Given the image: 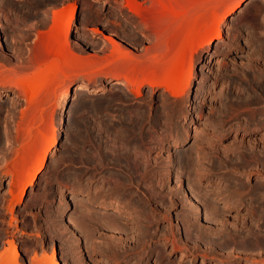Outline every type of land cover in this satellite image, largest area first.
Wrapping results in <instances>:
<instances>
[{
	"label": "rangeland",
	"instance_id": "obj_1",
	"mask_svg": "<svg viewBox=\"0 0 264 264\" xmlns=\"http://www.w3.org/2000/svg\"><path fill=\"white\" fill-rule=\"evenodd\" d=\"M234 1L221 0L208 4L207 1L196 0L193 2L201 3L194 5L192 0H175L177 3L172 2V6L176 7V11L167 15L165 11L169 9V3L163 9L156 6L153 0H136L144 14L150 11L147 13L150 15L148 22L144 23L142 16L126 5L123 6L126 4L125 0H0V70L13 68L25 61L24 59H32L35 66H32L28 75L34 79L49 64L54 66L53 75L49 78L51 84L40 96L36 108L28 109L25 98L13 99L16 89L10 84L0 85V92L9 91V94L0 97V254L5 248L11 250L8 241H13L19 253V264H45L53 248L57 251L60 264H264V223H254L242 197L241 191L244 189L239 190L241 195L238 192L240 182L244 179L249 183L252 178L255 179L252 182L261 180L258 185L261 183L264 186V161L260 159L264 156V0H245L241 8L219 23ZM73 3L77 4V10L65 52L66 60L61 58L57 64L55 61L61 54L58 51L60 44L55 42L53 47V42L44 39L42 34L52 25L51 9H69ZM149 7L156 9L155 12ZM138 19L142 23H138ZM210 22L216 28L213 36L217 34L219 27L223 34L220 39L213 38L210 43H205L202 33ZM145 24L158 28L160 39L150 37ZM90 27L98 28L99 32L92 31ZM110 39L113 42L119 41L126 51V61L141 62L140 67L131 70L133 78H142L145 73L143 66L150 68L156 61L157 65L160 64L159 69L149 71L152 78H157L163 72L164 65L174 60L184 72H191L190 84L176 97L170 95L164 87L154 90L148 83H145L140 98L128 96L125 90L130 89L129 87H112L107 84V79H124L120 73L108 67L113 51V42ZM47 42L52 45H47ZM197 42L205 43L204 47L192 51L191 48ZM156 43H164L162 51H150L149 54L145 52L146 47ZM188 43L191 48L183 49ZM48 46L53 49L49 51ZM62 65L70 73L65 70L69 74L68 78L60 74L66 83L59 84L55 95L53 85L59 81L56 77L59 76ZM80 84L88 86L94 93L80 90L79 95L74 94L75 87ZM246 99L247 103H243ZM54 129L59 135V141L52 148L45 168L38 175L35 185L28 188L23 201L11 206L21 184L17 175L21 173L26 179ZM122 137L128 140H123ZM9 140L12 143L11 148L7 145ZM128 141L130 145L127 144ZM243 142L248 148L250 144V148L255 146L253 149L258 154L256 157L261 155L258 158L262 163L256 162L246 168L242 155L245 147ZM138 143L141 148H137ZM128 150L143 160V172H149L148 175L145 173L143 181L148 176V183H145L150 185L146 186L142 182V186L137 188L133 184L132 190L140 195H143L142 189L157 191L158 202L152 204L156 209L151 214L147 212L149 209L146 206L136 207L129 204L128 195V199L123 195V200L116 195L119 184L114 183V173H118L120 169L125 172L123 164L119 166V159ZM87 152L90 156H85ZM94 154H98L97 159ZM101 155L107 162L102 160ZM186 157H191L187 165L183 162L184 159L188 160ZM93 158L95 161H92ZM19 161L23 168L22 164L18 165ZM155 162L159 163L160 168ZM189 164L194 166L191 165L190 168ZM6 166H18L20 170L15 167L18 173L13 175L5 172ZM155 169L157 170L154 171ZM190 173H195V177L190 176ZM149 174L155 177L152 179ZM158 177L165 179L161 178L162 181ZM11 181H14L13 191L4 195ZM191 184V188H196V195L190 188ZM227 188L231 191L226 190ZM74 190L79 197L84 196L83 199L76 196L73 198L71 191ZM86 193L90 197L94 196V200L96 195V202L87 205L82 203L87 197ZM67 199L70 205L61 213ZM102 200L109 206H123L128 214L116 213L112 207H101L97 202ZM194 201L199 206L197 212L193 209ZM85 206H89V209ZM81 212V215L88 212L87 218L86 213L81 216ZM90 212L95 215L90 214L89 218ZM132 215H136L140 221L136 222ZM206 215L212 219L208 220ZM90 219L92 223H89ZM86 220L88 222L85 223ZM152 226L157 229L155 238L148 234ZM195 226L198 230L193 228ZM210 230L218 231L219 234L212 236ZM254 230L258 231H255L257 234ZM225 231L227 232L224 233ZM231 231L235 232V236ZM193 233L198 234L196 239ZM203 234H207L206 238H203ZM249 234L251 238H248ZM223 236H229L227 240L231 238L237 241L233 243L230 239L227 242ZM139 237L140 240H137ZM249 242L252 245H247ZM142 243L144 247L139 248ZM49 264H53L52 261Z\"/></svg>",
	"mask_w": 264,
	"mask_h": 264
},
{
	"label": "bare ground",
	"instance_id": "obj_2",
	"mask_svg": "<svg viewBox=\"0 0 264 264\" xmlns=\"http://www.w3.org/2000/svg\"><path fill=\"white\" fill-rule=\"evenodd\" d=\"M126 2H124V3H126V4H122L123 6H125L126 5V7H128V8H130V10H132L133 12H135L136 14H138V15H140V16H142V18H144V19H142V18H140V19H142V20H145V22L144 23H147L148 21V18H149V16L147 15V13H148V11H146V13L144 14L142 11H141V9H140V7L137 5V3H136V0H125ZM154 2H155V4H156V6H159V8L161 7V8H165V5H168V3H169V9H167L166 11H165V13L168 15V14H173L176 10H175V8H174V6H172V2H174L173 0H153ZM179 1V0H178ZM190 1V0H189ZM193 1H196V0H192V2ZM198 1H200V0H198ZM206 3H208V4H214V3H217V2H220L221 0H204ZM245 0H235L233 3H232V5L230 6V8L228 9V11L226 12V13H224L223 15H222V18L219 20V23H222V22H224L227 18H228V16L230 15V14H233L234 12H236L237 11V9L243 4V2H244ZM150 3H152V2H150ZM174 3H177V2H174ZM194 3V2H193ZM196 3V2H195ZM195 3H194V5H195ZM198 3H201V2H198ZM198 3H196V4H198ZM71 5V4H70ZM139 5H141V4H139ZM153 5V4H152ZM176 5V4H175ZM190 5V4H189ZM151 6V5H150ZM151 7H153L154 8V6H151ZM123 8V7H122ZM150 8V7H149ZM153 8H150V9H152L153 10ZM241 8V7H240ZM76 10H77V4L76 3H73L72 5H71V7L69 8V9H51V11H52V14H53V18H52V25H50V29L46 32V33H43L42 35L44 36V39H46V40H48L49 42H53V47H54V43L55 42H58L59 44H60V49H58V51H59V53L61 52V54H60V57L59 58H57L56 60L57 61H55L56 63L59 61V59H60V61H61V58L63 59V60H66V59H64V58H66L65 56H66V54H65V52H66V50H67V47H68V45H69V35H70V31H71V27L73 26L72 24H73V22H74V20H75V13H76ZM145 10V9H144ZM156 10V9H155ZM155 10H153V12H155ZM131 11V12H132ZM158 12V11H157ZM149 13H150V11H149ZM148 13V14H149ZM155 15H156V13H155ZM154 15V16H155ZM152 16V15H151ZM163 17V16H162ZM155 19V18H154ZM38 20V19H37ZM139 19H138V23H139ZM137 22V21H136ZM141 22V21H140ZM142 23V22H141ZM211 23V22H210ZM209 23V25H207V27L205 28V30H204V32L202 33V35H203V37H205V39H206V41H204L205 43H210V41H212V39L213 38H216V39H220L221 37H222V29L219 27L218 29H217V34L215 35V36H213L212 35V33H213V30H214V28H215V24H213V23H211L210 24ZM149 24V23H148ZM138 25V24H137ZM140 25V24H139ZM145 26H146V24H145ZM90 29L92 30V31H94V32H99V30H98V28L96 29V28H94V27H90ZM216 29V28H215ZM146 30H148L149 32V36L150 37H158V39H160V31H159V29L158 28H151V27H149L148 25L146 26ZM41 33V32H40ZM144 36V35H143ZM202 37V38H203ZM125 38V37H124ZM147 38V37H146ZM111 40V39H110ZM115 40V39H114ZM126 40H128L127 38H126ZM157 40V39H156ZM214 40V39H213ZM112 41V40H111ZM49 42H47V45H52L51 43H49ZM113 42V41H112ZM119 42V41H118ZM117 42V40H116V42H113V51H112V57H111V59H110V61H109V66L108 67H110L111 68V70H113V71H116V72H118V73H120L123 77H124V79L123 80H121V79H107L108 80V82H107V84H110L112 87H118V86H123V87H125V88H127V87H129L130 89H128V90H125V93L128 95V96H133L134 98H140L141 97V95L143 94V92H144V87H145V83H148L154 90L155 89H157V88H160V87H164V89L166 90V91H168V92H170L171 94L170 95H172V96H179L182 92H183V90H184V88L185 87H187L189 84H190V82H191V78H192V74H191V72L189 71V72H184V70H182V68H180V67H178L177 66V64H176V62L173 60H171L170 61V64L168 63V64H166L168 67H166V65H164V67H163V72L162 73H160V75L157 77V78H152L151 77V73H150V71H149V69L151 70H157V69H159V67H160V64L158 63V65H157V61H156V64H154V66H152V67H146L145 65L143 66L144 67V69H145V73L143 74V77L142 78H139V77H135V78H133L132 77V74H131V70H133L134 68L136 69V68H138V67H140L141 66V62H135L134 60H132V61H126L125 60V56H127V54H126V51H124V49L122 48V46H121V44H119ZM160 42V41H159ZM159 42H157V43H159ZM49 43V44H48ZM156 43V45H149L148 47H146V49H145V52L146 53H148V52H153V51H159L160 52V50L161 49H163L164 48V43H163V45L160 43V44H157ZM205 43H203V42H197V44L194 46V47H192L191 48V46L189 45V43H188V45H185L184 47H182L183 49H186V50H189L190 48L192 49V51H197L198 49H199V47H201V46H203V44H205ZM46 44V43H45ZM212 44V43H211ZM208 45V44H207ZM50 46H48V47H50ZM56 46V45H55ZM204 47V46H203ZM49 51L51 50V49H53L52 47H50V49L49 48H47ZM47 50V51H48ZM57 50V49H56ZM61 50V51H60ZM162 51V50H161ZM53 52V51H52ZM51 52V53H52ZM49 53V52H48ZM58 53V54H59ZM145 53V54H146ZM40 54V53H39ZM38 54V55H39ZM46 54V53H45ZM54 54V53H53ZM129 54V53H128ZM149 54V53H148ZM139 56H140V54H139ZM145 56V55H144ZM156 56V55H155ZM160 56V55H159ZM158 56V57H159ZM41 57V56H40ZM167 57V56H166ZM53 59V58H52ZM156 59H158V58H156ZM25 61H22V62H20L18 65H16V66H14L13 68H10V69H7V70H0V85H4V84H10V86H12V87H14L15 89H16V91H14V96H13V99H19L20 97H22V98H25L26 99V101H27V108L28 109H33V108H36L37 107V105H38V102H39V99H40V96L44 93V91L47 89V88H49L48 86L51 84L50 83V77L53 75L52 74V69H53V65L51 64H49L46 68H44L42 71H40V73L38 74V76L36 77V78H34V79H31L30 78V76L28 75V72H29V70L32 68V66L34 65V60H32V59H30V60H26V59H24ZM152 60V59H151ZM49 63V62H48ZM62 63V62H61ZM60 63V64H61ZM68 63V62H67ZM151 63H153V62H151ZM161 63V62H160ZM58 64V63H57ZM72 64V63H71ZM12 65V64H11ZM46 65V64H45ZM70 65V64H69ZM73 65V64H72ZM35 66V65H34ZM59 66V65H58ZM63 66V65H62ZM61 66V67H62ZM157 66V67H156ZM37 67V66H36ZM65 67H67V66H65ZM166 67V68H165ZM1 68V67H0ZM56 69V68H55ZM57 69H58V67H57ZM61 69V71H60V73H59V76H57L56 77V79L58 78V83H54V85H53V92H54V94L56 95L57 94V91L59 90V84L61 83V84H63L64 85V83H66L65 82V79H62V75H60V74H63L64 75V77L66 76L67 78H68V76H69V74L67 73V69L66 68H64V66H63V68H60ZM162 69V68H161ZM65 70H67V71H65ZM58 71V70H57ZM55 72V71H54ZM69 72V71H68ZM70 73V72H69ZM152 73H153V71H152ZM57 75H58V72L56 73ZM56 76V75H55ZM258 80V79H257ZM259 80H260V78H259ZM264 80V79H263ZM53 82V81H52ZM248 82V81H247ZM261 82V81H260ZM259 81H258V83H260ZM257 83V84H258ZM262 83V82H261ZM256 84V85H257ZM263 84H264V81H263ZM62 85V86H63ZM253 85H255V84H253ZM255 85V87H260V86H256ZM260 85V84H259ZM109 86V85H108ZM90 87V86H89ZM122 87V88H123ZM76 89H75V93L74 94H76V95H79L80 94V90H84V91H86L87 93L89 92V93H91V92H93V90H91V88H88V86H83L82 84H80V85H78L77 87H75ZM197 89V88H196ZM254 89V88H253ZM260 89V88H259ZM262 89H264V88H262ZM241 90V89H240ZM245 90V89H244ZM261 90V89H260ZM98 91V90H97ZM94 93V92H93ZM257 93V92H256ZM7 94H9V91L8 90H3V91H1L0 92V97H3V96H6ZM60 94V93H59ZM255 94V93H254ZM259 94V93H258ZM257 95V94H256ZM262 95V94H261ZM66 96H67V93L65 94V96H64V98H66ZM263 97H264V95H263ZM243 98V97H242ZM256 98H257V96H256ZM262 98V97H261ZM234 99V98H233ZM249 99V98H248ZM258 99V98H257ZM264 99V98H263ZM135 100V99H134ZM242 101H244L243 99H241ZM259 100V99H258ZM15 101V100H14ZM139 101V100H138ZM250 101V99L248 100V102ZM62 102H64V101H62ZM241 102V101H240ZM243 103H247V99H246V102H243ZM252 107V106H251ZM73 109H75V108H73ZM66 111V110H65ZM243 111V110H242ZM129 114V113H128ZM137 114V113H136ZM257 114V113H256ZM125 115V114H124ZM127 115V114H126ZM134 115V114H133ZM133 115H131V117L133 116ZM255 115V114H254ZM129 116V115H128ZM128 116H127V118H128ZM138 116V115H137ZM123 117V116H122ZM134 117V116H133ZM132 117V118H133ZM135 117H136V115H135ZM140 117V116H139ZM230 117V116H229ZM254 117V116H253ZM259 117V116H258ZM58 118H59V116H58ZM127 118H123L124 120H127ZM256 118V117H255ZM66 119V118H65ZM262 119V118H261ZM58 120V119H57ZM131 121H133L132 119H130ZM137 120H138V118H137ZM135 121H136V119H135ZM246 121V120H245ZM255 121V120H254ZM257 121V120H256ZM145 122V121H144ZM122 123V122H121ZM124 123V122H123ZM128 123V122H127ZM131 123H133V122H131ZM125 124V123H124ZM137 124V123H136ZM136 124H135V122H134V125H135V128H136ZM141 124V123H140ZM145 124V123H144ZM263 124V123H262ZM127 125V124H126ZM129 125V124H128ZM133 127H134V125L133 124H131ZM122 126V125H121ZM131 126V127H132ZM129 127V126H128ZM139 128V127H138ZM138 128H136V129H138ZM126 130H128L129 128H125ZM133 129H131V131H132ZM138 131V130H137ZM139 131H140V129H139ZM52 132V131H51ZM128 132H130V131H128ZM133 132V131H132ZM132 132L130 133V134H132ZM136 132V131H135ZM149 132V131H148ZM121 133V132H120ZM125 133H126V131H124V135H125ZM142 133V132H141ZM144 133V132H143ZM127 134H129V133H127ZM129 134V135H130ZM135 134V133H134ZM40 135H41V133H40ZM51 136H49L50 138H48L47 139V141H46V144L42 147V150H41V153H40V155H39V157H38V160H37V163H36V165H34V167L30 170V172L28 173V175H27V177H26V179L24 178V176L23 175H21V173H20V175H17V177H18V179H19V181H20V183L21 184H19L20 186V188H19V190H18V192L16 193V200L15 201H12L11 202V206H15V205H17V204H20L22 201H23V199H24V196L26 195V193H27V191H28V188L30 187V186H34L35 185V183H36V180H37V178H38V175L42 172V170L45 168V166H46V163H47V161H48V158H49V156H50V153H51V150H52V148L56 145V144H58V141H59V135L56 133V131H55V129L53 130V134H50ZM41 136H43V134L41 135ZM125 136H127V135H125ZM124 136V137H125ZM39 137V136H38ZM124 137H122L123 138V140H128L127 138H128V136H127V138L126 139H124ZM146 137H147V135H146ZM261 137V136H260ZM137 138H139V137H137ZM144 140H145V138H143ZM139 140V139H138ZM143 140V141H144ZM252 140V139H251ZM132 141H133V138H132ZM254 141H256V140H254ZM130 141H128L127 142V144L129 143ZM145 142H146V140H145ZM122 143H124V142H122ZM133 143H135V142H133ZM148 143V142H147ZM124 144H126V143H124ZM139 144V147H137V148H141L140 146V143H138ZM235 144V143H234ZM255 144V143H254ZM7 145H8V148L10 147L11 148V146H12V143H11V141L9 140L8 142H7ZM120 145V144H119ZM128 145H130V144H128ZM237 145V144H236ZM241 145V144H240ZM240 145H238L239 146V148H240ZM242 145H244V142H243V144ZM246 145V144H245ZM244 145V146H245ZM253 145V144H252ZM122 146V145H121ZM120 146V147H121ZM138 146V145H137ZM232 146V145H231ZM244 146H242V147H244ZM250 146H251V144H250ZM250 146H249V148H248V146H245L244 147V149H243V153H242V155H243V157H244V159H245V166H246V168L247 167H249V166H253L256 162H258V163H262L260 160H259V158L258 157H260V156H258V157H256L257 155L255 154L256 152H255V149H253L254 147L252 146L251 148H250ZM117 147V146H116ZM126 147H128L127 145H126ZM125 147V148H126ZM133 147V146H132ZM122 148V147H121ZM137 148H135L136 150H137ZM235 148L237 149L238 147L237 146H235ZM261 148V147H260ZM40 149V148H39ZM117 149V148H116ZM128 149V148H127ZM126 149V150H127ZM134 148H132V150H133ZM134 149V150H135ZM144 149V148H143ZM228 149H229V147H228ZM235 149V150H236ZM99 150V149H98ZM119 150H120V148H119ZM121 150H124V149H121ZM142 150V149H141ZM140 150V151H141ZM226 150V149H225ZM238 150V149H237ZM85 151V150H84ZM129 152H127V151H125V152H127V153H122V154H125V155H123V157H121L120 159H119V161H120V165L119 164H117V165H119V166H121V164H123V166L125 167H123L124 169H125V172H121L122 171V169H120L119 170V172L118 173H114V175H115V178H114V183L115 184H119V189H118V192L116 193V195L118 196V198L121 200L122 198V196L123 195H126V197H127V195L129 196V201H128V203L130 204V203H132V205L133 206H136V207H140V206H143V207H145L146 206V208H148L149 209V211H147V212H149L150 214L151 213H153V210H154V208L156 209V206L153 208V206L155 205V203H156V201H157V198H158V195H157V191H154V189H152V188H148V189H152L151 191H149V190H145V189H142V192H141V194L143 193V195H140V193L138 194L137 192H135V191H133L132 190V185L133 184H135L136 185V187L138 188V187H140V186H142L141 184H142V182L143 183H145V182H147L148 180H146L147 178H149L148 176H147V178L145 179V182L143 181L144 180V177H145V173H146V175H148V173L149 172H147V171H145V173L143 172V170L145 169L144 168V162H143V160L141 159V158H138V157H135L134 155H133V153L130 151V150H128ZM257 151V150H256ZM106 153H107V151H105ZM112 151H110V153H111ZM119 152V151H118ZM138 152V151H137ZM136 152V153H137ZM236 152V151H235ZM240 152V151H239ZM84 153V152H83ZM82 153V154H83ZM109 153V152H108ZM107 153V154H108ZM88 154V152L85 154V156ZM91 154H93V153H91ZM101 154V153H100ZM103 154H104V152H103ZM120 154H121V152H120ZM141 154V153H140ZM241 154V153H240ZM89 155V154H88ZM94 155H96L95 157H94ZM94 155H92L95 159H97V155L98 154H94ZM106 155V154H105ZM111 155V154H110ZM138 155V154H137ZM143 155V154H142ZM192 155V154H191ZM190 155V156H191ZM225 155V154H224ZM230 155V154H229ZM84 156V157H85ZM90 156V155H89ZM91 156V157H92ZM102 156L103 155H101V158H102ZM109 156V155H108ZM141 156V155H140ZM187 156V155H186ZM238 156H240V155H238ZM100 157V156H99ZM98 157V158H99ZM105 157V156H104ZM145 157V156H144ZM143 157V158H144ZM196 157V156H195ZM262 157H264V156H261L260 157V159H263L262 161H264V158H262ZM87 158V157H86ZM94 158H93V160L92 161H95L94 160ZM115 158V157H114ZM116 158H118V156H116ZM115 158V159H116ZM187 159V161H184L183 160V162L185 163L186 162V165H187V162L189 163V160L191 161V157L190 158H188V157H186ZM88 159V158H87ZM25 160V159H24ZM90 160V159H89ZM90 160V161H91ZM102 160L104 161V162H107V161H105L103 158H102ZM107 160V159H106ZM109 160V159H108ZM148 160H149V158H148ZM194 160V159H193ZM192 160V161H193ZM222 160V159H221ZM234 160V159H233ZM239 160V159H238ZM242 160V159H241ZM110 161V160H109ZM147 161V160H146ZM156 161V160H155ZM235 161V160H234ZM22 162V161H21ZM98 162V161H97ZM104 162H103V164H104ZM112 162V161H111ZM150 162H151V160H150ZM158 162V161H157ZM195 162V161H194ZM19 163H20V161L18 162V165H19ZM96 163V162H95ZM102 163V162H101ZM109 163V162H108ZM156 163V162H155ZM155 163H154V165H155ZM166 163V162H165ZM192 163V162H191ZM222 163V162H221ZM22 164V163H21ZM20 164V165H21ZM98 165L100 164V162L99 163H97ZM111 164V163H110ZM112 164H114V163H112ZM153 164V163H152ZM157 164V163H156ZM159 164V163H158ZM157 164V165H158ZM168 164V163H167ZM19 165V166H20ZM95 165V164H94ZM184 166L185 168L187 167V166ZM191 165H193V164H189L188 166L191 168ZM262 165H264V164H262ZM32 166V165H31ZM101 166H102V164H101ZM107 166V165H106ZM108 166H110V165H108ZM113 166V165H112ZM153 166V165H152ZM160 165H158V168H160L159 167ZM194 166V165H193ZM192 166V167H193ZM16 167V166H15ZM15 167H12V168H10L9 166H6V170H5V172H7V173H11V174H13V175H16L18 172H17V168L20 170V168L17 166L16 167V169H15ZM103 167V166H102ZM118 167V166H117ZM145 167H146V165H145ZM165 167V166H164ZM234 167V166H233ZM257 167V166H256ZM261 167V166H260ZM22 168H23V164H22ZM97 169L99 168V167H96ZM107 168V167H106ZM154 168H157V167H154ZM194 168V167H193ZM204 168V167H203ZM103 169V168H102ZM117 169V168H116ZM164 169V168H163ZM169 169V168H168ZM189 169V168H188ZM252 169H254V168H252ZM252 169H250V170H252ZM257 169V168H256ZM23 170V169H22ZM157 169H155L154 171H156ZM161 170V169H160ZM187 170V169H186ZM223 170V169H222ZM248 170V169H247ZM24 171V170H23ZM115 171V170H114ZM117 171V170H116ZM163 171V170H162ZM169 171V170H168ZM189 171V170H188ZM188 171L186 172V173H188ZM193 171H194V169H193ZM192 171V172H193ZM199 171V170H198ZM203 171V170H202ZM235 171H237V170H235ZM263 171V170H262ZM22 172V171H21ZM110 172V171H109ZM152 172V171H151ZM150 172V173H151ZM170 172V171H169ZM173 172V171H172ZM205 172H206V170H205ZM246 172V171H245ZM244 172V173H245ZM249 172V171H248ZM251 172V171H250ZM249 172V173H250ZM112 173V172H111ZM158 173V172H157ZM160 173V172H159ZM163 173V172H162ZM162 173H160V174H162ZM176 173V172H175ZM203 173V172H202ZM242 173H243V171H242ZM241 173V174H242ZM152 174V173H151ZM156 174V173H155ZM171 174V173H170ZM240 174V175H241ZM248 174V173H247ZM110 176H112L113 175V173H112V175L111 174H109ZM113 175V176H114ZM180 175V174H179ZM178 175V176H179ZM190 176H192V175H194V177H195V173L194 174H192L191 175V173L189 174ZM189 175H187V176H189ZM223 175V174H222ZM239 175V176H240ZM149 176L152 178L153 176H151L150 174H149ZM162 176V175H161ZM177 176V177H178ZM185 176H186V174H185ZM184 176V177H185ZM189 176V177H190ZM243 176V175H242ZM247 176V175H246ZM16 177V178H17ZM155 177V176H154ZM153 177V178H154ZM166 177V176H165ZM165 177L164 178H162V179H165ZM193 177V178H194ZM198 177V176H197ZM231 177H233V176H231ZM152 178V179H153ZM158 178H160V177H158ZM160 178V179H161ZM188 178V177H187ZM238 178V177H237ZM252 178V177H251ZM260 178V177H259ZM18 179H17V181H18ZM161 179V180H162ZM189 179V178H188ZM197 179H199V178H197ZM222 179V178H221ZM231 179V178H230ZM239 179V178H238ZM253 179V178H252ZM252 179H251V182L249 183V181L247 180H243V181H241V178H240V187H239V189H238V192H240L239 190H242V189H244V190H242L241 192H242V197H243V199H244V202H245V204L247 205V207H248V209L250 210V215H251V217H252V219H253V221H254V223L255 222H261L262 221V223H264V186L263 185H261V183L258 185V183L261 181H255V182H252ZM160 180V181H161ZM253 180H255V179H253ZM18 181V182H19ZM163 181V180H162ZM195 181V180H194ZM226 181V180H225ZM228 181H232V180H228ZM237 181V180H236ZM102 182H104V181H102ZM150 182V181H149ZM153 182H155V181H153ZM164 182H166V181H164ZM188 183H189V180L187 181ZM192 182H193V180H192ZM196 182V181H195ZM194 182V183H195ZM233 182V181H232ZM237 182H239V181H237ZM106 183V182H105ZM114 183H113V185H114ZM148 183V182H147ZM162 183V182H161ZM187 183V184H188ZM191 183V182H190ZM198 183V182H197ZM231 183V182H230ZM235 183V182H234ZM146 184V183H145ZM145 184H143V185H145ZM153 184H155V183H153ZM157 184H158V181H157ZM220 184V183H219ZM236 184V183H235ZM238 184V183H237ZM236 184V185H237ZM263 184V183H262ZM104 185H106V184H104ZM148 184H146V186H147ZM150 185V184H149ZM148 185V186H149ZM159 185V184H158ZM193 185H196V184H193ZM216 185V184H215ZM225 185V184H224ZM230 185V184H229ZM102 187H103V185H101ZM117 186V185H116ZM169 186V185H168ZM188 186H189V184H188ZM191 186H192V184L190 185V188H191ZM13 187H14V181H11V182H9L8 183V186H7V189H6V191L4 192V195H7V194H10L12 191H13ZM99 187V186H98ZM98 187H95V188H98ZM109 187V186H108ZM114 187V186H113ZM113 187H112V189H113ZM135 187V186H134ZM151 187V186H150ZM193 187V186H192ZM197 190H198V184H197ZM232 187V186H231ZM238 187V186H237ZM236 187V188H237ZM101 188V187H100ZM111 188V187H110ZM159 188V187H158ZM161 188V187H160ZM214 188V187H213ZM228 188H229V186H228ZM226 189V190H229V191H231L230 189ZM241 188V189H240ZM114 189H115V187H114ZM140 189V188H139ZM191 189H193V188H191ZM194 189H196V188H194ZM193 189V190H194ZM223 189V188H222ZM231 189H233V188H231ZM84 190V189H83ZM89 190V189H88ZM105 190V189H104ZM106 190H108V189H106ZM157 190V189H156ZM160 191H161V189H159ZM189 190V189H188ZM201 190V189H200ZM200 190H199V192H200ZM211 190V189H210ZM115 191H116V189H115ZM204 191V190H203ZM225 191V190H224ZM233 191V190H232ZM72 192V194H73V198H75V196L77 197V198H81V197H79V195H77L78 194V192L77 191H71ZM86 192V191H85ZM97 192H99V191H97ZM144 192L146 193L145 195H144ZM193 192V194H195L196 195V190H194V191H192ZM192 192H190V194L192 193ZM216 192V191H215ZM237 192V193H238ZM241 192H240V195H241ZM80 193H82V192H80ZM158 193H160L159 191H158ZM174 193V192H173ZM204 193V192H203ZM205 193H207V192H205ZM95 194V193H94ZM110 194V193H109ZM160 194H162V192L160 193ZM163 194H165V195H167L166 193H163ZM222 194V193H221ZM239 194V193H238ZM86 195H87V197H85V199L82 201V203H85L86 205L87 204H91V203H93V202H96L95 200H97L96 199V195H95V200L94 199H92V197H94V196H92V197H90L91 195H88L87 193H86ZM105 195V194H104ZM107 195V194H106ZM116 195H114V196H116ZM208 195V194H207ZM210 195V194H209ZM216 195V194H215ZM219 195V194H218ZM230 195V194H229ZM235 195H236V192H235ZM239 195V196H240ZM113 196V195H112ZM160 196H162V195H160ZM164 196V195H163ZM190 196V195H189ZM200 196V195H199ZM84 197V196H83ZM83 197L81 198V199H83ZM172 197V196H171ZM177 197V196H176ZM179 197V196H178ZM192 197V196H191ZM193 197H194V195H193ZM210 197V196H209ZM212 197V196H211ZM218 197V196H217ZM223 197V196H222ZM227 197V196H226ZM105 198V197H104ZM109 198H110V196H109ZM159 198H161V197H159ZM164 198H165V196H164ZM190 197H188V199H189ZM208 198V197H207ZM216 198V197H215ZM225 198V197H224ZM228 198V197H227ZM235 198H237V197H235ZM113 199V198H112ZM126 199V198H125ZM127 199H128V197H127ZM126 199V200H127ZM162 199H163V197H162ZM172 199H173V197H172ZM205 199H206V197H205ZM222 199V198H221ZM234 199V198H233ZM239 199V198H238ZM238 199H236V200H238ZM242 199V198H241ZM123 200V199H122ZM159 200H161V199H159ZM163 200H165V199H163ZM174 200V199H173ZM180 200V199H179ZM179 200H178V202H179ZM213 200V199H212ZM169 201V200H168ZM185 201V200H184ZM190 201V200H189ZM192 201V200H191ZM201 201V200H200ZM204 201V200H203ZM209 201V200H208ZM207 201V202H208ZM214 201V200H213ZM228 201V200H227ZM111 202H112V200H111ZM158 202V201H157ZM162 202V201H161ZM166 202V201H165ZM233 202H237V201H233ZM98 204H100V205H102L101 207H112L113 209H114V211L116 212V213H120V214H128V210H125L124 208H123V206H121V205H114V206H109V205H107V203L105 202V200H102V201H100V202H97ZM110 203V202H109ZM117 203H119V202H117ZM172 203V202H171ZM206 203V202H205ZM96 204V203H95ZM152 204H154L153 206H152ZM175 204V203H174ZM173 204V205H174ZM203 204V203H202ZM208 204V203H207ZM224 204V203H223ZM227 204H229V203H227ZM69 205H70V201H69V199H67L66 201H65V203H64V205H63V207H62V211H61V213H64L65 211H66V209L69 207ZM84 205V204H83ZM112 205V204H111ZM127 205V204H126ZM191 205H192V203H191ZM230 205V204H229ZM232 205V204H231ZM230 205V206H231ZM157 206H161V205H157ZM163 206H164V203H163ZM166 206V205H165ZM170 206V205H169ZM214 206H215V204H214ZM217 206V205H216ZM215 206V207H216ZM224 206V205H223ZM227 206V205H226ZM86 208H88L87 206H85ZM135 207V208H136ZM210 207V206H209ZM222 207V206H221ZM229 207V206H228ZM227 207V208H228ZM161 207H159V209H160ZM164 208V207H163ZM162 208V209H163ZM169 208V207H168ZM211 208V207H210ZM218 208V207H217ZM89 209V208H88ZM103 209V208H102ZM128 209V208H127ZM158 209V210H159ZM193 209L197 212L198 210H199V206H198V204H197V202L196 201H194L193 202ZM192 209V210H193ZM206 209H208V208H206ZM225 209V208H224ZM247 209V210H248ZM87 210V209H86ZM133 210V209H132ZM161 210V209H160ZM164 210V209H163ZM165 210H168L169 211V209H165ZM213 210V209H212ZM217 210V209H216ZM221 209H219V211H220ZM226 210H228V209H226ZM84 211V210H83ZM87 211H90V210H87ZM92 211V210H91ZM134 211V210H133ZM156 211V210H155ZM215 211V210H214ZM222 211V210H221ZM132 212V211H131ZM135 212V211H134ZM137 212V211H136ZM135 212V213H136ZM159 212V211H158ZM161 212V211H160ZM166 212V211H165ZM206 212V211H205ZM248 212V211H247ZM85 213L86 212H84V214L83 215H85ZM139 213V212H138ZM168 213V212H167ZM200 213V212H199ZM209 213V215H210V212H208ZM211 213H212V211H211ZM216 213V212H215ZM215 213H213V215L215 214ZM221 213V212H220ZM246 213V212H245ZM245 213H244V216H245ZM82 214V212L80 213V215ZM87 214H88V212L86 213V218H87ZM90 214H91V212L89 213V215H88V217L90 216ZM114 214V213H113ZM133 214V213H132ZM141 213H139V215H140ZM158 214V213H157ZM186 214V213H185ZM197 214V213H196ZM195 214V215H196ZM206 214V213H205ZM217 214V213H216ZM223 214H225V212L223 213ZM83 215H81V216H83ZM91 215H93V214H91ZM95 215V214H94ZM93 215V216H94ZM146 215V214H145ZM153 216H155V214H152ZM163 215H164V213H163ZM191 215V214H190ZM209 215H206V218L208 219V220H210V219H212L211 217L213 216L212 214H211V217H209ZM80 216V217H81ZM115 216H117L116 214H115ZM114 216V217H115ZM128 216V215H127ZM169 216V215H168ZM220 216H221V214H220ZM234 216V215H233ZM91 217V216H90ZM89 217V218H90ZM97 217V216H96ZM132 217L134 218V220L136 221V222H139L140 221V219L136 216V215H132ZM161 217V216H160ZM159 217V218H160ZM189 217V216H188ZM187 217V218H188ZM218 217V216H217ZM226 217H227V214H226ZM226 217H224V218H226ZM150 218V217H149ZM221 218H222V216H221ZM243 218V217H242ZM242 218H241V220H242ZM84 219H85V216H84ZM84 219L82 220L81 218H80V220H82V222H84ZM93 219V218H92ZM115 220H116V218H114ZM119 219H121L120 217H119ZM119 219H118V221H119ZM151 219V218H150ZM166 219V218H165ZM196 219V218H195ZM216 219V218H215ZM218 219H220V217L218 218ZM88 220V219H87ZM85 221V223L86 222H88V221ZM115 220H113L114 222H115ZM123 220V219H122ZM130 220V219H129ZM148 220V219H147ZM154 220V219H153ZM169 220H170V218H169ZM188 220V219H187ZM186 220V221H187ZM190 220V219H189ZM193 220V219H192ZM243 220H244V218H243ZM89 221H91V219L89 220ZM127 221V220H126ZM183 221V220H182ZM215 221V220H214ZM252 221V222H253ZM136 222L134 223V222H132V223H134V224H136ZM220 222V221H219ZM251 222V221H250ZM251 222V223H252ZM89 223H92V221L91 222H89ZM93 223H95L94 222V220H93ZM128 223V222H127ZM155 222H153V224H154ZM157 223V222H156ZM192 223V222H191ZM213 223V222H212ZM215 223V222H214ZM242 223V222H241ZM116 224V223H115ZM138 224V223H137ZM150 224H152V223H150ZM149 224V225H150ZM219 224V223H218ZM217 224V225H218ZM253 224V223H252ZM118 225H119V223H118ZM156 225V224H155ZM155 225H153V226H155ZM195 225V224H194ZM193 225V226H194ZM229 225V224H228ZM243 225V224H242ZM255 225V224H254ZM258 225V224H257ZM261 225V224H260ZM260 225H259V227H260ZM151 226V225H150ZM152 226V227H153ZM230 226H232V225H230ZM234 226H235V224H234ZM233 226V227H234ZM245 226V225H244ZM137 227H138V225H137ZM149 227V226H148ZM197 226H195V227H193V228H196ZM251 227V226H250ZM249 227V228H250ZM258 227V228H259ZM264 227V226H263ZM119 228H121V226H119ZM188 228H189V226H188ZM190 228H191V226H190ZM222 228V227H221ZM230 228V227H229ZM235 228V227H234ZM233 228V229H234ZM256 228V227H255ZM255 228H253V229H255ZM93 229V228H92ZM227 229V228H226ZM232 229V228H231ZM257 229V228H256ZM262 229V227H260V230ZM137 230H138V228H137ZM141 230V229H140ZM161 230V229H160ZM164 229L162 228V231H163ZM196 230H198L197 228H196ZM220 230V229H219ZM228 230H230V229H228ZM243 230V229H242ZM250 230V229H249ZM248 230V232L250 233V231ZM258 230V229H257ZM259 230V231H260ZM262 230H264V229H262ZM123 230H121V232H122ZM192 231V230H191ZM195 230H193V232H194ZM200 231V230H199ZM221 231H223V230H221ZM256 230H254V232H255ZM156 232H157V229L156 228H151L150 230H149V236H151V237H153L155 234H156ZM203 232V231H202ZM227 231H225L224 233H226ZM232 232V231H231ZM234 232V231H233ZM233 232H232V234H233ZM254 232H252L253 233V235L256 233V232H258V231H256L255 233ZM134 233V232H133ZM137 233V232H136ZM136 233H135V235H136ZM196 233V232H195ZM195 233H193V236L195 237V239L198 237ZM199 233V232H198ZM210 233H211V235L212 236H215V235H218L219 234V232L218 231H213V230H210ZM220 233H223V232H220ZM223 233V234H224ZM235 233V232H234ZM264 232L262 231V234H263ZM222 234V235H223ZM231 234V235H232ZM238 234V233H237ZM257 234V233H256ZM261 233H259V235H260ZM141 235V234H140ZM160 235H162V234H160ZM200 236H201V233L199 234ZM204 235V234H203ZM221 235V234H220ZM221 235V236H222ZM229 235H230V232H229ZM234 235V234H233ZM251 234H249V236H250ZM264 235V234H263ZM134 236V235H133ZM167 236V235H166ZM205 236V235H204ZM206 236H207V234H206ZM206 236L205 237H203V238H206ZM235 236V235H234ZM242 236V235H241ZM241 236H238V237H240L241 238ZM261 236V235H260ZM164 237V236H163ZM229 237V236H228ZM227 237V238H228ZM237 237V238H238ZM246 236H244V238H245ZM255 237H257V235L255 236ZM254 237V238H255ZM154 238H155V236H154ZM158 238V237H157ZM202 238V239H203ZM209 238H211V237H209ZM222 238H226L225 236H223ZM227 238L226 239H224V240H227ZM248 238H251V236L250 237H248ZM254 238H253V240H254ZM125 239V238H124ZM208 239V238H207ZM231 239V238H230ZM229 239V240H230ZM234 239V238H233ZM242 239H243V237H242ZM240 240V241H243V240ZM137 240H140V237H139V239L137 238ZM210 241H211V239H209ZM214 240H215V238H214ZM217 240V239H216ZM229 240H227V242L229 241ZM232 240V239H231ZM247 240H249V239H247ZM132 241V240H131ZM143 241H144V239H143ZM209 241V242H210ZM233 241V240H232ZM234 241H237V240H234ZM234 241H233V243H234ZM250 241V240H249ZM252 241V240H251ZM142 242V241H141ZM199 242V241H198ZM213 242V241H212ZM248 242V241H247ZM8 243H9V245H11V250H9V248H5V250H3V251H1V254H0V264H19V262H18V258H19V253H18V250L16 249V245H14V243H13V241H8ZM176 243V242H175ZM211 243V242H210ZM209 243V244H210ZM216 243H217V241H216ZM224 244L226 243V242H223ZM236 243V242H235ZM237 243H239V241L237 242ZM242 243V242H241ZM139 244V243H138ZM145 244V243H144ZM244 244H245V242H244ZM244 244H242V245H244ZM216 245V244H215ZM228 245V244H227ZM231 245V244H230ZM247 245H252V242H249ZM141 246V244L139 245V248H143L144 246H143V243H142V247H140ZM226 246V245H225ZM244 246H246V245H244ZM188 247V246H187ZM218 247V246H217ZM224 247V246H223ZM222 246H221V248H223ZM228 247H229V245H228ZM227 247V248H228ZM216 248V247H215ZM233 248V247H232ZM220 249V248H219ZM190 250V249H189ZM223 250V249H222ZM231 251V250H230ZM141 252V251H140ZM235 253V252H234ZM127 254V253H126ZM143 253H141V255H142ZM145 255V254H144ZM214 255V254H213ZM226 255V254H225ZM137 256V255H136ZM230 256H231V253H230ZM236 256H238V255H236ZM141 257H143V255L141 256ZM140 257V258H141ZM215 257V256H214ZM226 258V257H225ZM60 259V258H59ZM224 259V258H223ZM50 261H52V263L53 264H60L59 263V261L57 260V251H56V249L55 248H53L52 249V254H51V256L49 257V258H47V262H45V264H49L50 263ZM43 263V262H42ZM252 263V262H251ZM237 264V263H236Z\"/></svg>",
	"mask_w": 264,
	"mask_h": 264
}]
</instances>
